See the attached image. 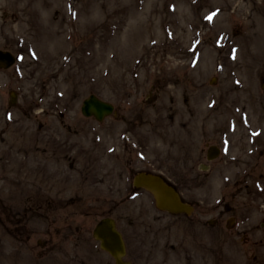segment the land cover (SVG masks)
I'll use <instances>...</instances> for the list:
<instances>
[{"label":"rangeland","instance_id":"obj_1","mask_svg":"<svg viewBox=\"0 0 264 264\" xmlns=\"http://www.w3.org/2000/svg\"><path fill=\"white\" fill-rule=\"evenodd\" d=\"M0 50L17 57L0 70V264H114L92 237L104 217L131 264H249L217 242L233 166L206 155L229 117L264 116V0H0ZM91 93L118 117L84 118ZM142 171L193 213L157 210Z\"/></svg>","mask_w":264,"mask_h":264},{"label":"flooded vegetation","instance_id":"obj_2","mask_svg":"<svg viewBox=\"0 0 264 264\" xmlns=\"http://www.w3.org/2000/svg\"><path fill=\"white\" fill-rule=\"evenodd\" d=\"M251 119L239 122L240 118L237 121L236 117H229L225 128L217 133L219 167L233 166L230 176L220 170L217 242L220 246L237 244L233 248L236 261L243 256L249 264H264V116ZM237 123L244 124L242 132L231 146H222L221 139L236 133L232 125ZM220 259L232 264L223 250Z\"/></svg>","mask_w":264,"mask_h":264},{"label":"water","instance_id":"obj_3","mask_svg":"<svg viewBox=\"0 0 264 264\" xmlns=\"http://www.w3.org/2000/svg\"><path fill=\"white\" fill-rule=\"evenodd\" d=\"M13 63L14 58L10 53L0 52V68H8ZM81 112L84 116H93L96 120L102 121L106 116L113 113V106L91 95L83 102ZM132 184L137 189H145L150 192L159 210L174 214H190L192 211L189 205L182 203L176 190L158 175L137 173ZM93 236L99 241L101 250L113 258L114 264H128L123 261L125 244L113 219L104 218L100 220L94 229Z\"/></svg>","mask_w":264,"mask_h":264}]
</instances>
